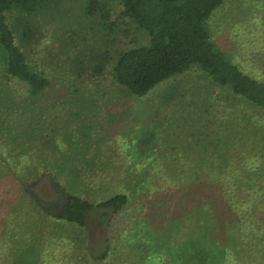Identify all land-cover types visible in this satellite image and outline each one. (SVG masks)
<instances>
[{
  "label": "rangeland",
  "instance_id": "rangeland-1",
  "mask_svg": "<svg viewBox=\"0 0 264 264\" xmlns=\"http://www.w3.org/2000/svg\"><path fill=\"white\" fill-rule=\"evenodd\" d=\"M103 3L108 20L99 12L89 15L87 0H60L29 17L18 10L7 14L29 65L50 85L43 95L29 98L21 83L6 76L0 58V264H264V207L248 208L244 216L235 204L219 202L216 231L205 234L206 249L191 235H167L178 231L180 206L187 205L167 206L164 217L148 210L162 205L163 196L175 201L179 185L165 187L172 176L187 179L196 170L181 159L196 152L182 153L185 145L177 149L179 155L170 151L174 134L178 144L194 148L204 138L200 133L231 139L237 132L231 120L239 117L240 125L246 117L249 126L250 120L258 122L252 127L260 133L255 151L233 135L236 147L230 140L226 144L233 151L226 152L264 156V112L196 69L157 85L145 97L128 94L113 80L112 65L120 52L149 38L121 17L119 0ZM207 28L244 73L264 80V0H224ZM156 149L158 158L174 155L170 165L156 164V174L149 162L132 165L139 157L150 160ZM249 167L261 173L263 188L264 160ZM55 183L92 202L123 193L129 203L121 214H107L104 223L105 211L97 210L85 229L58 224L48 215L60 198ZM144 222L167 232L154 239ZM170 241L174 250L167 251ZM108 245L106 258L97 260Z\"/></svg>",
  "mask_w": 264,
  "mask_h": 264
},
{
  "label": "trees",
  "instance_id": "trees-1",
  "mask_svg": "<svg viewBox=\"0 0 264 264\" xmlns=\"http://www.w3.org/2000/svg\"><path fill=\"white\" fill-rule=\"evenodd\" d=\"M58 1L60 0H0V58L3 60L6 76L21 83L29 98H38L43 95L49 88L50 82L43 72L29 65L23 49L17 44L8 24L7 14L12 10H18L24 17L34 16L44 12L52 3ZM119 1L121 17L134 23L149 38L145 45L120 52L112 65L113 80L128 94L145 97L157 85L191 69H196L198 74L206 75L221 87H228L235 95L243 97L248 104L264 112V80L244 73L215 45L208 31V19L224 0ZM86 10L89 15L99 12L102 19L108 20V12L103 0H87ZM23 36L26 37V33ZM238 121L237 116L231 120L232 129L237 131L238 138L247 145L245 148L255 151L253 142H256V137L260 133L252 127L257 126L258 122L252 123L250 120L249 126L247 125L249 119L246 117L242 118L240 125ZM215 135L211 137L207 133H200V136L204 138L195 143L193 148L188 143L178 144L174 140L176 138L174 134L169 145L170 151H177L181 145H185L182 150L179 149L182 153L196 152L195 156L189 155L184 157L185 160L181 158L184 164H191L196 170L187 179L172 176V181L168 182L170 184L165 186L174 188L173 185H179V193H175L176 199L172 197L175 201H169L168 198L166 201L163 196L160 198L162 205L156 208L153 205L148 206L150 212L152 209V212L164 217L168 214L167 206L171 207V204L175 202L177 205L179 202L180 205H187L180 206L183 209V215L177 222L178 231L173 228L167 235L177 232L181 235H191L193 239L203 244L204 249L210 245L206 242L205 234L210 236L216 231L214 208L219 202L235 204L236 210L239 208L244 216H247L248 208L264 207L256 205L264 203L261 173L256 168L249 167V165H256L260 157L264 160V156H261V152H259L260 156L256 155V151L251 156L247 154L246 157L241 155L234 157L233 152H226L233 151L232 147L228 149L226 142L231 140L233 143V135L238 140L236 135L231 132V139L222 138V133ZM234 144L231 146L236 147ZM259 151H262L261 147ZM158 152L160 153V150L156 149L155 155L148 157L152 161H143L139 157L131 163L137 166L149 162V171L156 174L153 171L156 164L167 162L170 165L169 163L175 158L174 155L169 157L167 154L158 158L156 155ZM177 155H179L178 151ZM163 179L166 183L167 180ZM55 186L60 198L55 204L57 208L48 215L58 224L75 225L85 229L89 225L91 215L97 210L105 211L100 221L104 223L107 220V214L117 216L129 203V197L123 193H114L105 200L92 202L76 194L73 188H65L59 183H55ZM180 222L183 223L181 227L178 226ZM143 225L146 226L147 233H150L148 235L154 239H162L161 236L167 232V229L158 230L145 222ZM161 232L164 233L161 234ZM169 243L167 251L172 250L174 245L171 241ZM108 247L109 245L106 246L105 252L97 257V260L106 258L110 250ZM190 252L192 255L198 253ZM38 263L37 260L36 264ZM144 263L147 264L146 261Z\"/></svg>",
  "mask_w": 264,
  "mask_h": 264
}]
</instances>
